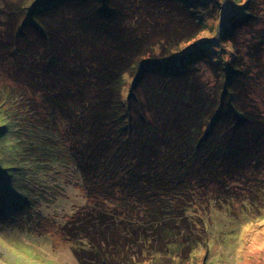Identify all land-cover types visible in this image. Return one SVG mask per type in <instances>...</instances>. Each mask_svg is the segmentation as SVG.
<instances>
[{
  "label": "trees",
  "instance_id": "1",
  "mask_svg": "<svg viewBox=\"0 0 264 264\" xmlns=\"http://www.w3.org/2000/svg\"><path fill=\"white\" fill-rule=\"evenodd\" d=\"M195 1L0 6V77L24 89L0 86V137L11 161L29 165L17 188L28 194L27 217L36 211L30 190L45 187L34 170L46 177L73 167L67 179L75 171L85 204L63 226L84 235L71 247L80 264H190L208 248L204 213L215 204L243 220L264 216L256 166L264 164V114L242 98L248 77L264 73L261 51L249 46L263 47L258 12L253 0H234L235 18L220 6L216 38L235 54L228 64L207 62L217 41L186 47L207 29V9ZM205 62L218 67L210 90L197 67ZM255 190L261 206L249 196Z\"/></svg>",
  "mask_w": 264,
  "mask_h": 264
},
{
  "label": "rangeland",
  "instance_id": "2",
  "mask_svg": "<svg viewBox=\"0 0 264 264\" xmlns=\"http://www.w3.org/2000/svg\"><path fill=\"white\" fill-rule=\"evenodd\" d=\"M3 1L0 0V6ZM253 1L259 18L258 26L253 29H261L259 32L262 34L264 33V0ZM195 2L205 5V9H207L205 12L207 29L186 46L189 48L200 42H218L216 37L220 24L219 16H215V12L220 10V6L223 10L221 15H232L235 18L239 13L237 9L239 5H236L234 0H196ZM239 2H244V0H239ZM252 32L250 30L248 34L250 35ZM244 40L245 46H247L249 40L247 38ZM236 43L239 45L238 47H244L238 41ZM249 46L254 51H261L260 63L264 66V43L261 50L257 43L254 44L250 41ZM211 50L215 53H210ZM208 52L210 56L205 61L208 62L218 57L219 62L223 64H228L235 54L232 43L221 44L219 42ZM247 53L244 50L239 51L245 63H249ZM207 62L200 63L197 67L201 77L200 82L210 90L212 80L217 82L216 76L212 73L218 67L215 65L211 69L210 63L207 64ZM259 74L258 77L255 76L257 79L255 83H253L252 78L248 77L249 86L253 85L242 98L244 105L249 106L248 108L256 111L259 115H263L264 73L259 71ZM0 86H6L10 89L15 87L16 92L24 90L19 87V84L17 86L10 84L8 77L4 75L0 77ZM39 115L43 116L42 113ZM59 118L62 119V117ZM12 154L6 137L3 139L0 137V264H80L73 255L71 247L75 240L82 239L84 235L75 225L73 227L63 226V224H68L69 218L73 215V210H78L77 206L82 207L85 204L84 191L76 182L75 171H73L75 177H72L71 182L67 179L72 173L73 167H67L68 170H57L58 173H55V170L59 167L54 172L53 169H50L46 177L42 176V169L34 170V173L39 175L41 180L44 178L42 184L45 187L39 186L35 191L30 190L34 196L33 200L36 201V203L34 202L36 211L31 212L32 216L27 217L28 194L17 188L18 184H24L23 181H26L24 178L28 176L29 165L20 164L21 161L17 163L11 161ZM260 157L264 158V155H260ZM256 166L257 172L260 171L258 177H264L262 175L264 164H257ZM55 178L58 180L57 186L54 185ZM53 185L54 187H50ZM28 187H30L29 184ZM236 192H240V190L236 189ZM249 196L252 197L256 206L263 205L257 201L256 190ZM54 197L58 199L54 200ZM244 200L243 195L238 199L235 212L236 210L240 212L243 209L241 204L244 203ZM211 209L208 213H204V222L209 231L208 248L197 252L190 264H264V216L260 215L262 217L255 221L230 216L223 202L215 204ZM255 211L257 210L253 206L252 218L259 216L254 214ZM24 212L26 215L21 214ZM63 237L70 240V243ZM90 239L92 242L101 240L100 238L94 240L91 237ZM85 244L89 243L85 242Z\"/></svg>",
  "mask_w": 264,
  "mask_h": 264
}]
</instances>
